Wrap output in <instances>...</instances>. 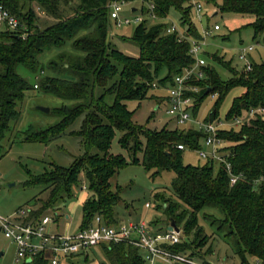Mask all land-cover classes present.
Returning a JSON list of instances; mask_svg holds the SVG:
<instances>
[{
    "label": "trees",
    "instance_id": "obj_1",
    "mask_svg": "<svg viewBox=\"0 0 264 264\" xmlns=\"http://www.w3.org/2000/svg\"><path fill=\"white\" fill-rule=\"evenodd\" d=\"M112 1L37 0L41 10L55 19L54 23L42 27L39 16L25 1L0 0L26 25L27 33L22 38L18 33L0 29V146L20 116L19 106L25 92L34 88L53 94L61 104L48 111L57 117L55 122L30 124L23 131L24 140L50 141L81 117L78 129L70 133L77 135L85 147V153L75 157L68 167L51 162L41 174L33 175L28 170L29 177L23 185H39L43 191L48 190V196L41 200L37 210L29 211L27 219L36 221L45 209L64 203L72 196V189L79 185V176L83 174L89 194L81 204L79 227L89 225L96 215L106 224H117L114 206L120 196L118 190H112L109 180L128 164L122 154L111 152L112 140L119 130L118 142L128 151L129 162L141 163L146 172L153 170V174L162 170L174 172L171 180L174 199L166 198L161 205L166 227L154 231H164L173 220L178 227L182 225L181 235L185 233L187 237L177 243H165L164 247L187 257L189 251L195 255L191 249L207 242L203 228L197 223V214L207 208L216 209L219 217L204 213V218L222 232L241 263H247L246 255H250L264 264V182L253 183L255 178L264 175V119L257 116L237 129L218 130L217 135L228 143L224 148L230 152L232 172L239 176L235 183H229L224 165L218 164L215 170L212 161L197 165L183 163V149H178L177 145L199 148L203 133L190 128L150 129L139 125L133 122V112L126 101L146 98L152 83L157 84L155 88L171 84L176 74L193 65L189 39L201 38V34L192 19V6L189 0H139L140 6H134L133 11L138 10L144 18L130 38L137 46V54L131 55L118 49L109 39ZM203 1L221 12L252 15L248 26L253 29V38L264 41V0ZM145 3L154 5L157 21L150 22ZM172 10L178 13L183 38L178 31H166L169 24L164 19ZM66 11L71 13L66 15ZM119 36L121 40L127 38ZM68 42L70 51L60 50L45 64L40 62L39 55L44 50L60 49ZM207 56L227 68L231 78L222 81L214 67L203 66V77L189 81L198 91L186 92L194 99L193 111L208 94H215L217 98L205 118L206 122H212L218 116L224 97L235 87L243 91L232 99L228 118L242 117L250 108H264L263 61L250 62L249 70L245 67L236 70L215 53ZM19 65L39 77V81L30 83L17 71ZM163 101H166L165 96ZM100 247L109 264H143L145 258L143 250L124 242H104ZM87 253L82 255L86 258ZM196 258L210 264L199 256ZM47 263L48 259L41 254L21 262Z\"/></svg>",
    "mask_w": 264,
    "mask_h": 264
},
{
    "label": "rangeland",
    "instance_id": "obj_2",
    "mask_svg": "<svg viewBox=\"0 0 264 264\" xmlns=\"http://www.w3.org/2000/svg\"><path fill=\"white\" fill-rule=\"evenodd\" d=\"M23 1L35 10L42 27L55 22V19L41 10L37 0ZM127 2L128 4L124 5L123 10L120 12V16H131L135 12L131 8L140 6L139 0H129ZM204 5L207 9L200 17L192 9V19L198 31L201 33L203 29H212L214 24L219 25L218 30H212L209 35L205 36V42L201 45L198 53V55L205 57L206 65L204 66L214 67L221 80L227 81L231 78L230 71L219 63L208 59V53H215L223 61H229L230 67L236 70L244 68L246 62L239 59V54L247 55L249 62H264V41L261 38L259 40L254 39L253 29L248 26L253 20L252 15L221 12L211 3L204 2ZM216 11L218 12L215 14ZM70 13V11H66L65 14L69 15ZM157 20L150 19V22ZM164 21L168 24H174L180 29L176 11L172 10ZM109 24V39L111 42L123 52L136 55L137 46L130 38L134 36L139 23L117 25L113 19H110ZM119 35L127 38L121 40ZM60 50L70 51V43H66L60 49L52 47L44 50L39 55L40 62L45 64ZM17 71L25 76L30 83L38 82L40 79L39 77L36 78L22 65L17 67ZM45 71L47 73V69ZM41 75L38 73V76ZM242 91L241 87H235L224 97L219 106L218 116L212 121L218 129H237L242 124L236 123L235 118L227 117L232 99L241 94ZM166 93V89L152 87L146 98L126 101L128 109L133 112V122L150 129H160L166 126L170 129L190 128L199 130L201 124L206 122L205 118L217 98L215 94H208L201 101L196 111L190 109V119L184 124H178L174 118L166 113L167 103L163 101V96ZM189 100L190 103H194L193 98ZM60 104L61 100L59 98L41 89L31 88L25 92L19 106L20 116L2 139L0 146V215L3 217H11L16 221H21L22 218L17 213L19 209L37 210L41 200H46L48 190L43 191V188L39 185H23L29 177L28 170L33 175L41 174L50 167L51 162L68 167L75 157L85 153V147L81 139L70 133V130L78 129L81 117H78L65 132L50 141L24 140L23 131L30 124L48 125L57 120L56 116L49 112H43L39 109V106L50 109ZM120 135L121 131L116 130L111 143V152L122 154L127 159L128 164L117 170L109 180L112 190H118L120 196V200L114 206L116 220L123 223L142 220L150 228L152 225L155 226L152 231L163 230L166 227V216L163 214L161 205L166 198L174 199L171 189L174 172L172 170H162L158 174H153V170L146 172L141 163L129 162L130 155L128 151L123 149L118 142ZM141 142L144 143L143 138ZM200 144H202V139ZM224 144L228 143L224 141ZM91 152H94V150L91 149ZM181 155L185 164L197 165L206 162V159L198 155L197 148L185 147L181 151ZM137 156L140 157L141 153H137ZM217 166L218 164L214 162L215 170ZM79 178L80 183L72 189L70 198L66 199L64 203L59 204L58 202L55 205L58 206L57 208L49 207L40 214V217L48 215L51 218L50 231L73 233L79 228L81 223V201L85 195L89 194L83 174ZM158 195H162L161 198ZM146 203L149 206H146ZM204 213L214 214L216 217L220 215L216 209L209 208L197 214V223L203 228L207 242L203 246L191 249L195 255L192 254V256L189 253L190 251L187 252L192 261L203 263L196 258L199 256L210 264H260L250 255H246L247 263H241L239 256L225 242L222 232H218L216 227L204 218ZM179 228L182 230V225ZM186 237V234L182 233V240H185ZM2 248H4V253L0 255V264H21L22 261L15 259V245L0 233V250ZM87 254L86 258L82 254L63 257L60 264H109L105 258L104 250L100 246L92 247ZM143 264H175V262L156 256L153 260L144 258Z\"/></svg>",
    "mask_w": 264,
    "mask_h": 264
},
{
    "label": "built area",
    "instance_id": "obj_3",
    "mask_svg": "<svg viewBox=\"0 0 264 264\" xmlns=\"http://www.w3.org/2000/svg\"><path fill=\"white\" fill-rule=\"evenodd\" d=\"M192 9L198 17L207 9L203 0H189ZM128 2L122 0H114L109 5V16L114 20L115 24L140 23L144 15L138 10L133 12L131 16H120L124 5ZM146 14L151 19H156L153 11L152 3H145ZM132 10V8H131ZM0 29L9 30L18 33L24 38L26 25L19 20L17 15L9 11L0 3ZM219 25L214 24L212 29H203L201 38H191L189 52L194 58L193 65L184 69L181 73L173 77L171 84L166 89V113L169 114L178 124H184L190 119V109L194 103H190L191 95H186L187 91H198V87L189 83L194 79L202 78L204 75L203 66L206 64L204 57L198 55L201 45L205 42V36L209 35L212 30H218ZM167 32L178 31L179 37L183 38V34L174 24H169L166 28ZM247 55L239 54V59L245 60V69L251 68ZM153 87H157L156 83H152ZM36 87V84L34 85ZM260 116L264 119V108H250L244 116L234 117L236 123L248 122L250 119ZM241 121V122H240ZM218 128L212 122H204L201 124L199 131L203 133L202 144L197 148L198 155L206 161L216 162L224 165L229 176V183L233 184L239 178L237 174L232 172L231 162L229 161L230 152L224 147V140L218 134ZM178 149H184L183 144L177 145ZM264 182V175L253 180L254 184ZM149 206L148 203L145 204ZM29 208H21L17 211L21 221H16L11 217H3L0 215V233L15 245V259L18 261L30 260L33 256L41 254L48 259L50 264H60L63 257L81 255L89 251L92 247H99L101 243H127L138 247L144 251L145 259L153 260L158 256L163 259H170L179 263L188 264H205L192 261L189 257L182 254L172 252L163 244L177 243L181 240V230L176 231L174 228L165 229L164 231H152L149 225L142 221H128L123 223L119 221L117 224H106L99 215H96L86 227H79L75 232H52L49 230L51 226V218L43 215L36 221L27 219Z\"/></svg>",
    "mask_w": 264,
    "mask_h": 264
},
{
    "label": "water",
    "instance_id": "obj_4",
    "mask_svg": "<svg viewBox=\"0 0 264 264\" xmlns=\"http://www.w3.org/2000/svg\"><path fill=\"white\" fill-rule=\"evenodd\" d=\"M39 109L42 110L43 112H48L49 111L48 107L39 106ZM172 228H174L176 231H179V227L175 224V222L173 220L170 221V224L167 226V229H169V230L172 229ZM1 254H2V251H0V255Z\"/></svg>",
    "mask_w": 264,
    "mask_h": 264
},
{
    "label": "crops",
    "instance_id": "obj_5",
    "mask_svg": "<svg viewBox=\"0 0 264 264\" xmlns=\"http://www.w3.org/2000/svg\"><path fill=\"white\" fill-rule=\"evenodd\" d=\"M133 10H134V7H132V11H133ZM86 196H87V195H85L84 198L82 199L81 204H82L83 201L85 200ZM12 244H13V243H12ZM0 251H2V254H3V253H4V248H2ZM2 254H1V255H2Z\"/></svg>",
    "mask_w": 264,
    "mask_h": 264
}]
</instances>
